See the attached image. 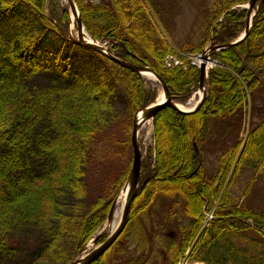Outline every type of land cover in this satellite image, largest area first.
Wrapping results in <instances>:
<instances>
[{
    "label": "trees",
    "instance_id": "trees-1",
    "mask_svg": "<svg viewBox=\"0 0 264 264\" xmlns=\"http://www.w3.org/2000/svg\"><path fill=\"white\" fill-rule=\"evenodd\" d=\"M76 2L82 23L94 40L109 43L113 54L123 61L152 68L176 102L191 100L199 89L200 70L190 62L187 68L165 67L173 50L143 0ZM249 2L214 0L211 20L216 28L208 25L205 42L191 53L202 54L211 38L219 46L238 40L246 30L248 13L234 7ZM58 16L66 24L61 28L55 23ZM69 25L68 11L57 0H0V253L9 248V234L16 224H34L48 234V243L31 264H71L108 219L114 200L101 199L74 218L67 214L66 205L70 192L83 196L87 148L115 118L114 90L122 88L127 95L130 132L136 114L155 104L159 94L144 76L90 50L103 60L97 81L58 89L57 103L46 107L42 98L25 87L22 75L31 77L47 64V45L57 51L56 62H60L69 43L63 34L68 33ZM213 59L219 65L209 72L208 96L201 109L185 114L168 107L153 120L154 146L147 151L141 169L142 182H148L140 187L129 224L109 250L128 231H134L130 248L137 247L138 256L129 254L128 264H141L153 251L151 223L147 218L145 227L141 217L162 201L175 210L168 214L169 220H187L180 225V238L169 236L170 244L162 246L168 255L163 261L178 264L190 251L191 260L203 264H264V214L240 206V199L230 192L244 165L264 178V0L258 1L249 36L215 53ZM66 63L67 75L71 72L69 59ZM247 106L259 118L246 132V142L229 148L220 159L218 173L207 176L205 149L217 136L228 140L244 129ZM47 116L57 137L40 142L45 147L40 155L49 159L51 167L39 174L27 173L24 160H28L30 141L39 138L37 129ZM10 172L16 173V183L6 182ZM128 177L126 173L120 180V188ZM226 177L231 180L224 194ZM216 200H220L217 209ZM204 211L213 212L214 218L203 229ZM105 240L101 238L99 244ZM64 241L73 249L71 254L58 256ZM108 252L94 264H105ZM149 263L147 259L144 264Z\"/></svg>",
    "mask_w": 264,
    "mask_h": 264
},
{
    "label": "rangeland",
    "instance_id": "rangeland-1",
    "mask_svg": "<svg viewBox=\"0 0 264 264\" xmlns=\"http://www.w3.org/2000/svg\"><path fill=\"white\" fill-rule=\"evenodd\" d=\"M143 1L151 18L160 30L162 38L166 40L167 45L173 50L169 55L178 56V59L182 62V66L179 67L187 68V64L190 62L191 65L198 68L195 63H197L196 58L199 54H192L190 50L205 42L208 25L213 24V30L216 28V25L211 20L214 0ZM57 5L68 11L70 20L68 33L63 32L64 37H66L69 43L65 45V51L61 56L60 62H56L58 59V57L56 59L57 51L52 50V47L47 45L45 49V55L47 54L45 61L47 64H43L41 69L31 77L22 75L25 87L34 96L42 98L48 108L57 103L58 89L71 87L77 83H95L97 81V72L103 65V60L99 56L100 54H92L90 50L74 47L72 43H70L71 38L78 40L76 22L73 21V15L66 0H57ZM245 5H240L239 7L244 8ZM239 7H234V9H243ZM56 12L58 15L59 11L57 10ZM47 14L48 17L52 19L53 16L50 10H47ZM55 23L60 28L66 25L60 16H58V20L55 21ZM72 27L77 31L75 36L71 34ZM243 33H241L240 37ZM100 43L113 53L109 43ZM213 44L211 38L204 51ZM185 49H189V52L184 53L183 51ZM67 59H69V69H71V72L66 75L65 69L67 66ZM165 67L167 69H174L168 68L166 64ZM145 79L147 82H150L152 86L158 88L159 94L156 101L157 104L159 98L163 95V90L156 81L149 78ZM200 92V89H198L191 100L187 104L182 105L187 109H192L195 106V101L198 102L199 100ZM262 94V98L264 99V86ZM111 97L115 118L109 126L100 130L97 137L87 148L83 164V196L79 198L75 192H70L67 201L68 204L66 205L67 214L74 218L75 216L81 217L86 209L91 208L92 205L101 199L105 202L114 200L116 205L112 223L108 224L107 220L96 234H103L104 239H107L113 233L115 227L118 226L123 217L125 204L122 209L119 200L124 187L120 188V180L126 173H130L134 158L131 143L133 131L130 132L128 130L130 123L128 118L127 95L122 88H116ZM256 116V114L253 116V114L250 113L249 107L247 106L244 129L241 128V131L237 135L234 134L228 140L222 136H217L215 139H212L204 153L207 176L214 177L218 173L221 165L220 159L229 148L238 142L240 143L242 141L241 144L246 142V132L252 123L253 125L256 124L257 118H259V116ZM36 134L39 138H33L30 141L31 146L27 154L28 160H24V164H26L28 168L24 170L23 167L19 165L20 171L24 170L27 173L39 174L51 167L49 159L43 154L40 155V152L45 148L43 143L51 142L57 137V132L53 128L48 116L38 127ZM42 141L44 142L40 143ZM139 142L142 149L143 160H145L147 151L154 146L153 122L143 126L139 133ZM36 155L39 156L37 157ZM246 168L247 167L244 165L241 173L235 179L230 189L231 195L235 199H240V206L264 214V178L259 176L258 173ZM15 174L16 173L10 172V176L8 175L6 182L16 183L15 177H17V175L15 176ZM231 177L229 180L226 177L223 182L222 192H224V194L228 190ZM13 190H15V188H13ZM219 205L220 200H216V209ZM117 211L121 212L120 219L115 218ZM174 211L175 210L171 208V204L162 201L151 209L150 214L141 217V222L145 227L148 226V221L151 223L150 228L155 234V236L153 234L151 238L153 240L151 243L153 251L144 257L141 264H144L147 259L150 261L149 264H169L163 261V258L166 259L168 256L167 251L163 247L164 245L167 246L170 244L169 234L171 232L174 233V237L177 240L180 238V225L181 223L187 222L186 219H183L181 222L169 220L168 214ZM207 214L208 213L204 211L205 219ZM210 222L205 220L203 229L207 228ZM133 234L134 231H128L121 241L107 253L105 264H128V259L130 258L129 254L137 258V247L130 248ZM96 235L94 237H96ZM47 237L48 234L45 235L34 224H16L9 234V248L0 253V264H31L35 256L46 248L45 246L48 243ZM94 237L85 245L82 249V253L80 251L79 254H76L73 262L96 248L97 245L92 242ZM72 249V244L68 241H64V243L61 244L60 250L57 251L58 256L62 254H71ZM189 253L190 252H187L182 256L178 264H203L192 261L189 257Z\"/></svg>",
    "mask_w": 264,
    "mask_h": 264
},
{
    "label": "water",
    "instance_id": "water-1",
    "mask_svg": "<svg viewBox=\"0 0 264 264\" xmlns=\"http://www.w3.org/2000/svg\"><path fill=\"white\" fill-rule=\"evenodd\" d=\"M71 13L73 17L75 18V22L78 29V40L77 39H70V43L73 45L85 48L88 50H91L93 52H96L107 59L117 63L118 65L134 72L137 74H140L144 76L145 73H150L154 76L156 79V82L161 86L163 90V95L165 97V100L161 103L150 105L146 108L141 109L135 117L134 120V128L131 138V143L133 147L134 152V158H133V164L129 173V177L127 180V183L124 186V190L127 189V198L124 206V212L123 217L120 221L119 226L117 229L101 244L99 243V240L104 237L103 234L97 235L94 237V244H96V248L91 251L90 253L86 254L85 256H81V258L75 260L72 264H94L96 261H98L100 258H102L106 252H108L112 246L116 243V241L119 239V237L123 234L125 231L127 225L129 224L130 217H131V209L132 205L137 197V193L140 189V187L147 184L148 180L142 182L141 177V169H142V161H143V154L142 149L139 142V133L144 125L147 123L152 122L155 117L158 115V113L165 109V108H172L175 110H178L185 114H190L197 112L201 109L203 106L207 96H208V78H209V71L207 70V62L211 61L214 62L215 65H217V61L213 60V56L215 53L225 50L227 48H231L233 46H236L243 42L251 33V30L253 28V20L256 15L255 9L257 7L259 0H250V2L244 7L245 10H247V26L246 30L243 33V35L236 41L226 45V46H219V45H211L209 48H207L202 55L198 56L202 60V64L199 67L200 70V84L199 89L202 92V95L200 96V99L198 103L195 105L193 109H190L188 111L182 110L178 107V103L171 97L169 89L165 83V81L155 73V71L147 66H138L126 61H123L119 58H117L114 54H112L106 46L101 44L100 42L95 41V43H89L85 39V33H87L86 28L84 27L82 20H81V14L79 11V8L77 6L76 0H66ZM241 8V7H240ZM116 203L113 204L110 214L108 216V224L112 223V219L114 216V209H115ZM170 237H174V233L171 232L169 234ZM82 253V251H81Z\"/></svg>",
    "mask_w": 264,
    "mask_h": 264
},
{
    "label": "bare ground",
    "instance_id": "bare-ground-1",
    "mask_svg": "<svg viewBox=\"0 0 264 264\" xmlns=\"http://www.w3.org/2000/svg\"><path fill=\"white\" fill-rule=\"evenodd\" d=\"M73 21H75V18L73 17ZM71 34L73 35V36H75L76 34H77V31H75L74 30V28L72 27V30H71ZM85 39L87 40V42H89V43H95V41L93 40V38H91V36L88 34V33H85ZM197 65L199 66L200 64H202V60L201 59H198L197 60ZM208 64V68H207V70L209 71L210 69H211V67H213L214 66V62H208L207 63ZM144 77L145 78H149V79H151V80H154V81H156V79L154 78V76L152 75V74H150V73H145L144 74ZM202 95V92H200V96ZM165 100V97H164V95H162V97H160L159 98V102L158 103H161V102H163ZM197 103V101H195V104ZM178 105V107L180 108V109H182V110H185V111H188V110H190V109H187L185 106H183L182 104H177ZM148 124V123H147ZM123 193H122V195L120 196V200H119V204H120V206H121V208L123 209V206H124V204H125V202H126V198H127V189L126 190H124V191H122ZM120 217H121V212H119V211H117L116 212V214H115V218L116 219H120ZM119 224H120V222H119ZM119 224H118V226H119ZM115 226V225H114ZM117 226V227H118ZM117 227H115V229H114V231L117 229ZM113 231V232H114Z\"/></svg>",
    "mask_w": 264,
    "mask_h": 264
},
{
    "label": "built area",
    "instance_id": "built-area-1",
    "mask_svg": "<svg viewBox=\"0 0 264 264\" xmlns=\"http://www.w3.org/2000/svg\"><path fill=\"white\" fill-rule=\"evenodd\" d=\"M196 60L198 59L196 58ZM165 64L167 65L168 68H176L182 66V62L178 59V56L175 55L167 56L165 59ZM195 65H197V63H195ZM213 218H214L213 212L206 215V220L208 222L212 221Z\"/></svg>",
    "mask_w": 264,
    "mask_h": 264
}]
</instances>
